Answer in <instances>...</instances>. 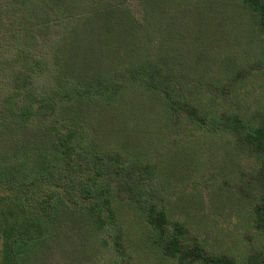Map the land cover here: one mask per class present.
I'll return each mask as SVG.
<instances>
[{
    "label": "trees",
    "instance_id": "obj_1",
    "mask_svg": "<svg viewBox=\"0 0 264 264\" xmlns=\"http://www.w3.org/2000/svg\"><path fill=\"white\" fill-rule=\"evenodd\" d=\"M1 55L0 264H82L104 248L124 257L123 211L160 261L264 264V90L244 103L264 80V0H0ZM45 74L66 125L37 130L55 107L33 92ZM128 91L158 104L148 122L177 138L153 139L147 163L115 164L110 184L87 119ZM227 147L257 177L253 192L242 187L257 231L240 259L210 250L168 206L166 158L208 161Z\"/></svg>",
    "mask_w": 264,
    "mask_h": 264
},
{
    "label": "rangeland",
    "instance_id": "obj_2",
    "mask_svg": "<svg viewBox=\"0 0 264 264\" xmlns=\"http://www.w3.org/2000/svg\"><path fill=\"white\" fill-rule=\"evenodd\" d=\"M125 1L136 2V0ZM233 49L237 50V48ZM4 56L1 55L0 60L4 59ZM3 62L6 63L5 60ZM49 75L45 74L36 79L37 82L33 86V92L37 93V97H49L50 104L55 105L52 111H47L43 117L34 120L37 130L66 125V118L59 111L58 98L54 95L56 84ZM253 84L251 86L253 93H247L244 102L246 105L256 100L255 88L264 90L263 79L255 86ZM1 90L3 89L0 88V103L4 102ZM132 93L128 91L123 97L117 98L115 106L111 109L94 110L93 115H89L87 119L93 132L92 136L103 150L106 164L111 167L110 175L107 176L110 184L117 183L120 178L117 167L122 164L118 165L119 162H127L130 166L131 163L139 165L141 161L147 163L151 154L155 153V150H152L155 145L153 139H158V136L167 140L177 138L175 134L170 135L166 132L160 134L162 133L159 132L160 130H154L148 120L159 116L160 107H156L158 104L152 105L151 99L147 101V96L143 101L144 98L136 99ZM227 150L229 147L226 150H211L212 158L208 161H204L202 157L194 158L196 154L191 151H176L169 155L166 158L169 161L164 163L165 180L172 195V201H169L168 206H171L173 215L175 212L177 218L190 221L195 231L207 240L210 250L235 255L240 259L244 255L240 240H253V234L257 231L250 227L246 220L249 207L245 199L249 197L243 196L242 187L245 186V190L253 192L252 187L257 185L255 182L257 177L256 173L246 174L251 172L250 167L244 171L233 166L229 159H225L224 157L230 152ZM157 159V156H153L150 160L155 163ZM115 164L118 165L116 174L115 170L112 171ZM241 181L244 183H240ZM122 217L126 220L128 228L125 256L115 255L104 248L94 259L88 258L82 264H175L169 260L155 259L152 253L143 250V245L138 243V233L141 228L132 226L135 215L123 211ZM52 264L64 263L57 259Z\"/></svg>",
    "mask_w": 264,
    "mask_h": 264
}]
</instances>
